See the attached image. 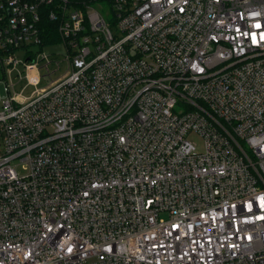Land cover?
Returning a JSON list of instances; mask_svg holds the SVG:
<instances>
[{"label": "built area", "instance_id": "obj_1", "mask_svg": "<svg viewBox=\"0 0 264 264\" xmlns=\"http://www.w3.org/2000/svg\"><path fill=\"white\" fill-rule=\"evenodd\" d=\"M1 79L0 264H264V0H0Z\"/></svg>", "mask_w": 264, "mask_h": 264}, {"label": "rangeland", "instance_id": "obj_2", "mask_svg": "<svg viewBox=\"0 0 264 264\" xmlns=\"http://www.w3.org/2000/svg\"><path fill=\"white\" fill-rule=\"evenodd\" d=\"M29 50H33L34 52L39 51L38 46H31L28 48ZM25 49H19L17 50V55L20 60L25 56ZM45 52V54L49 55L48 59L49 60H57L61 61L60 67L58 68L56 63L53 62V64L50 65V71L52 72L51 78L52 80L58 79L62 74L65 73L67 70V63L63 61L62 59L64 58V53H65V47L62 43H56V44H47L43 46L42 52ZM41 52V50H40ZM38 66L41 67L43 66L47 60L39 58ZM41 75H44L46 73L45 68L41 69ZM20 76H24L22 80H20ZM8 77V83H15L16 86L15 88L21 92L23 91V94L25 97H30V95L35 91L36 87L27 85L28 80L26 79V71L24 65L20 64L17 66V68L13 69L10 74L7 75ZM50 81L49 79H43L42 82L37 86V88H43L46 86ZM5 83L4 79L0 80V90H5ZM2 106V96L0 95V109ZM189 138L196 143V145L200 148L202 145V140L200 137L194 133L189 134Z\"/></svg>", "mask_w": 264, "mask_h": 264}, {"label": "trees", "instance_id": "obj_3", "mask_svg": "<svg viewBox=\"0 0 264 264\" xmlns=\"http://www.w3.org/2000/svg\"><path fill=\"white\" fill-rule=\"evenodd\" d=\"M46 8V7H45ZM43 29L45 34H49L47 36H45V44H50V43H54V42H58L59 41V36L57 34V29L56 26L57 24L55 22H52L51 20H49V18L46 16H43ZM51 39H48L49 37H51Z\"/></svg>", "mask_w": 264, "mask_h": 264}]
</instances>
